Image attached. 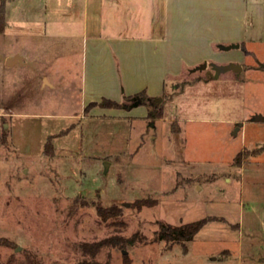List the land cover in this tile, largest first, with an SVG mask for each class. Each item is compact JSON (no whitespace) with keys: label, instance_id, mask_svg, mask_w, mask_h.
Listing matches in <instances>:
<instances>
[{"label":"rangeland","instance_id":"rangeland-1","mask_svg":"<svg viewBox=\"0 0 264 264\" xmlns=\"http://www.w3.org/2000/svg\"><path fill=\"white\" fill-rule=\"evenodd\" d=\"M65 1L9 0L8 19L37 22L22 25L29 34L50 30L69 10ZM242 5L247 32L241 47L226 51L239 43L217 42L205 70H196L205 62L181 66L178 75L174 63L181 57L174 58L161 73L156 100H162L163 118L154 121L147 119L149 102L130 110L103 108L106 98L90 102V90L82 93L74 80L54 91L30 88L29 97L19 98L27 87L0 71L1 261L29 251L46 264H81L80 243L137 235L134 245L106 247L96 260L264 264V154L233 166L237 154L264 143V122L253 121L255 114L264 117V0ZM13 27L0 37V49L24 43L14 37L23 31ZM49 59L41 61L47 72ZM233 59L242 72L212 77V65ZM142 85L143 98H151L154 81ZM138 109L145 110L143 119ZM49 142L52 156L46 154ZM80 198L92 206L72 210ZM143 199L156 205L136 209ZM94 205L117 206L122 216L103 221ZM207 217L223 221L207 223L187 248L154 241L160 222L179 226Z\"/></svg>","mask_w":264,"mask_h":264},{"label":"crops","instance_id":"crops-1","mask_svg":"<svg viewBox=\"0 0 264 264\" xmlns=\"http://www.w3.org/2000/svg\"><path fill=\"white\" fill-rule=\"evenodd\" d=\"M243 1L81 0L83 5L74 11L80 1L66 0L64 7L71 11L63 10L50 30L34 34L22 25L38 23L10 22L7 7V28L0 37L6 36L12 23L23 31L14 37L24 43L0 49V71L27 87L19 98L29 97L30 88L54 91L74 80L82 93L90 90V102L98 97L120 102L125 94L140 93L145 80H153L157 89L148 96L156 99L162 92L161 73L168 72L174 58L181 57L174 63L178 75L181 66L213 60L217 42L241 47L247 32ZM46 55L51 57L48 72L41 66ZM62 69L64 75L59 72ZM138 113L139 119L147 115L141 109Z\"/></svg>","mask_w":264,"mask_h":264},{"label":"trees","instance_id":"trees-1","mask_svg":"<svg viewBox=\"0 0 264 264\" xmlns=\"http://www.w3.org/2000/svg\"><path fill=\"white\" fill-rule=\"evenodd\" d=\"M9 0H1L0 2V34L3 33L7 28L6 22V11H7V3ZM204 81V79H198L196 82ZM146 96L145 93H140L137 95L125 97L126 99L122 102H116L110 99H104L100 106L103 108L109 109H123L130 110L135 107H139L141 105L149 102L151 104V108L148 110L149 120H157L163 118V110L160 106H157L156 99L152 98H143ZM2 141L6 142V135H3ZM46 154L49 156L53 155V146L51 142L47 144ZM264 154V143L254 149L245 150L244 152H240L234 159L233 166L242 167L244 162L252 157H258ZM156 205L155 201H150V199L137 200L134 203L136 209L141 210L145 206H154ZM92 206V204L86 200L77 199L75 204L72 207L74 208H87ZM96 210L97 215L103 221H109L111 219H117L122 216V211L117 206L112 207H103L99 205L93 206ZM212 221H223L222 219L216 217H207L195 222H191L188 224H183L179 226H173L164 222L159 223V229L155 232L154 241L155 242H164L167 244L169 248L174 247L175 245H182L187 248V244L192 242L197 234L202 230V228L209 222ZM137 240V235H133L131 238L124 237H108L98 242H84L80 243L77 249L80 251L82 256L85 258L81 264H110V262H99L96 260L97 256L100 252L106 247H120L125 248L128 245H134ZM6 245H11L9 241H6ZM24 254L22 258H19V255L13 254L6 261H1L0 264H46L43 262L41 258H39L36 254H33L29 251L23 252ZM90 259L89 261H86Z\"/></svg>","mask_w":264,"mask_h":264},{"label":"water","instance_id":"water-1","mask_svg":"<svg viewBox=\"0 0 264 264\" xmlns=\"http://www.w3.org/2000/svg\"><path fill=\"white\" fill-rule=\"evenodd\" d=\"M240 48V44H237V45H231L229 47H224L223 49L226 50V51H229L231 49H239ZM207 63H204L203 65L199 66L196 70H205L207 68ZM213 67V71H214V75L212 76L213 78H219L222 74L224 73H227L229 71H234V72H242L243 71V67L242 65L238 64V63H229L227 65H217V64H214L212 65ZM162 100L159 99V100H156V102H161ZM253 121H263L264 122V117L260 114H257L253 117ZM239 130V127L238 129L236 130V132Z\"/></svg>","mask_w":264,"mask_h":264},{"label":"flooded vegetation","instance_id":"flooded-vegetation-1","mask_svg":"<svg viewBox=\"0 0 264 264\" xmlns=\"http://www.w3.org/2000/svg\"><path fill=\"white\" fill-rule=\"evenodd\" d=\"M243 67V66H242Z\"/></svg>","mask_w":264,"mask_h":264}]
</instances>
